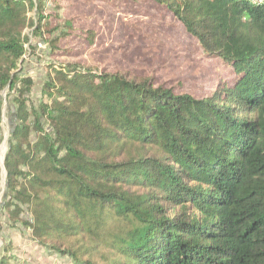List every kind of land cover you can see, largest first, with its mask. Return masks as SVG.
I'll return each mask as SVG.
<instances>
[{
  "label": "trees",
  "instance_id": "16d2710c",
  "mask_svg": "<svg viewBox=\"0 0 264 264\" xmlns=\"http://www.w3.org/2000/svg\"><path fill=\"white\" fill-rule=\"evenodd\" d=\"M149 1L232 81L198 97L59 61V2L0 0V142L6 89L15 106L0 212L58 262L264 264V4ZM34 41L51 57L36 102ZM17 256L6 235L0 264Z\"/></svg>",
  "mask_w": 264,
  "mask_h": 264
},
{
  "label": "rangeland",
  "instance_id": "374dc122",
  "mask_svg": "<svg viewBox=\"0 0 264 264\" xmlns=\"http://www.w3.org/2000/svg\"><path fill=\"white\" fill-rule=\"evenodd\" d=\"M61 16L53 25L63 30L59 61H76L84 66H95L107 71H131L140 77H150L156 85L174 87L198 97L209 95L220 82L232 81L230 67L209 57L174 19L165 7L149 0H56ZM50 6H55V4ZM70 22L71 27H67ZM71 30V32L69 31ZM30 30L28 29L27 32ZM65 34H68L66 36ZM33 40V39H31ZM34 51L25 55L21 63L23 73L34 79L31 100L41 98L46 77V65L51 57L49 48L34 41ZM4 101L2 140L0 142V207L6 191L3 158L7 151L13 126L14 103L8 90ZM8 235L14 242L17 259L11 264H70L42 256L40 249L30 243L8 224L0 212V248Z\"/></svg>",
  "mask_w": 264,
  "mask_h": 264
},
{
  "label": "built area",
  "instance_id": "2783aa9c",
  "mask_svg": "<svg viewBox=\"0 0 264 264\" xmlns=\"http://www.w3.org/2000/svg\"><path fill=\"white\" fill-rule=\"evenodd\" d=\"M254 4H258V5H261V4H264V0H251Z\"/></svg>",
  "mask_w": 264,
  "mask_h": 264
},
{
  "label": "water",
  "instance_id": "95a60500",
  "mask_svg": "<svg viewBox=\"0 0 264 264\" xmlns=\"http://www.w3.org/2000/svg\"><path fill=\"white\" fill-rule=\"evenodd\" d=\"M3 166H4V158H3Z\"/></svg>",
  "mask_w": 264,
  "mask_h": 264
}]
</instances>
